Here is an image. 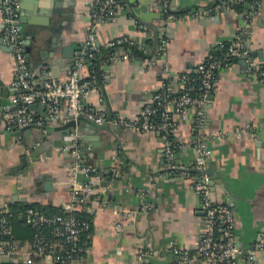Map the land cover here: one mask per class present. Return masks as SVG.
<instances>
[{
	"label": "crops",
	"instance_id": "0c3cea01",
	"mask_svg": "<svg viewBox=\"0 0 264 264\" xmlns=\"http://www.w3.org/2000/svg\"><path fill=\"white\" fill-rule=\"evenodd\" d=\"M17 1V46L26 68L38 85L64 80L71 58L86 38L87 12L94 0ZM260 1L247 38L253 75L246 74L243 58H230L222 65L201 129L209 151L204 169L211 170L206 176L208 195L227 205L234 218V242L245 248L237 264H264V82L260 80L264 0ZM119 5L112 20L95 28L97 52L84 57L81 76L94 80L81 100L78 122L72 126L61 120L47 122L44 107L36 102L28 110L39 123L17 127L1 116L13 107L9 97L19 92L13 84L16 61L3 36L0 0V209L12 216L16 245L25 247L23 254L16 248L9 256L0 255V264H22L25 255L31 264H51L31 254L22 213L33 207L54 215L69 202L66 180L73 145L81 165L94 168L87 176L78 174L80 181L89 180L91 194L72 208L77 217L92 222L80 237L84 250L79 264H175L170 247L195 248L202 214L201 193L194 189L199 172L191 146L192 114H170L175 125L170 138L158 131L118 128L109 121L114 117L133 121L152 94L179 92L174 77L190 73L208 49L229 43L240 28L241 15L213 11L210 0H120ZM162 8L173 15L171 20H164ZM161 36L166 45L156 54ZM122 37L130 42L107 45ZM110 54H126L128 59L109 61ZM99 114L105 118L102 124L91 119ZM234 128L243 130L239 138L208 137ZM115 218H121L118 232L112 227Z\"/></svg>",
	"mask_w": 264,
	"mask_h": 264
},
{
	"label": "built area",
	"instance_id": "2783aa9c",
	"mask_svg": "<svg viewBox=\"0 0 264 264\" xmlns=\"http://www.w3.org/2000/svg\"><path fill=\"white\" fill-rule=\"evenodd\" d=\"M212 10L225 9L241 15L240 28L231 37L229 43L220 44L215 49H208L204 56L195 64L190 73H180L174 77V82L180 87L179 92L172 90L169 93L161 90L152 94L139 110L138 117L133 121L114 117L110 125L138 131H158L164 137L170 138L174 134L175 125L170 119V114L186 117L192 114V147L195 150V167L199 177L194 182V189L200 191V211L202 214V227L198 241L192 251H178L170 247L175 264H237L236 258L243 253L245 248L239 247L234 242V218L226 204L211 200L207 192V177L205 166L208 150L203 143L204 137L201 129L204 123L205 109L209 101L213 82L222 65L230 58H243L246 62L245 72L253 75L249 66L250 48L247 42L248 28L257 16L260 0H210ZM120 0H94L93 8L87 12L88 31L86 38L80 45V51L72 61L71 70L64 80L44 81L35 83V77L26 68L24 58L19 53L17 39L19 33L18 1L1 0V12L4 24V38L10 44L11 52L16 61L14 86L17 94L9 97L13 105L5 110L1 116L7 123L17 127H24L34 122L29 113V106L39 103L44 107L47 122L54 120L68 121L76 118L82 109L81 100L90 92L93 85V76L84 79L81 76L84 57L91 58L97 49L94 44V31L99 24L113 19L115 12L120 8ZM242 8V11H240ZM164 20H171L173 15L163 8ZM239 10V11H238ZM156 47L159 54L166 45V38L161 36ZM130 42L122 37L110 41L108 46ZM127 60L123 54L117 57L109 56V61L116 59ZM45 72V69L41 70ZM46 73V72H45ZM260 80L264 82V71L260 73ZM92 121L102 124L105 118L99 114L91 117ZM107 122V121H106ZM251 127L245 126L246 130ZM243 130L234 128L228 133L215 132L208 137L221 139L230 135L239 138ZM208 138V139H209ZM72 160L67 171V185L69 186V202L62 206V213L47 215L35 208L27 207L23 210L22 218L31 230V239L27 245L31 254L46 259L51 264H79L83 258V245L80 243L82 234L88 232L92 222L89 218H80L72 214L74 204L84 202L91 194L89 180L80 181L77 177L81 173L87 176L94 168L81 165V156L76 145L70 151ZM114 231L122 228L121 218H115L112 225ZM260 247V242L255 245ZM23 254L24 246L16 245L12 238V228L7 218V212L0 209V255L9 256L15 249ZM22 264H31L30 257L25 255Z\"/></svg>",
	"mask_w": 264,
	"mask_h": 264
},
{
	"label": "trees",
	"instance_id": "16d2710c",
	"mask_svg": "<svg viewBox=\"0 0 264 264\" xmlns=\"http://www.w3.org/2000/svg\"><path fill=\"white\" fill-rule=\"evenodd\" d=\"M239 11V10H238ZM240 11H242V8H240ZM27 208V207H26ZM33 208V207H32ZM25 209V208H24ZM60 213H62V211L60 212ZM60 213H57V214H60ZM72 214L74 215V216H76L77 217V215L76 214H74V212H72ZM12 216H9V213L7 214V218H8V221H9V223H10V225H11V228H12V233H13V227H12V225H13V221H12V218H11ZM86 217V216H85ZM80 218H84V217H80ZM21 222H22V224H23V226H24V229H26L27 230V232H28V235H27V239H28V241L31 239V235H32V230L26 225V224H24L23 223V220H21ZM82 236H83V234H82ZM81 236V237H82Z\"/></svg>",
	"mask_w": 264,
	"mask_h": 264
},
{
	"label": "water",
	"instance_id": "95a60500",
	"mask_svg": "<svg viewBox=\"0 0 264 264\" xmlns=\"http://www.w3.org/2000/svg\"><path fill=\"white\" fill-rule=\"evenodd\" d=\"M22 31V29L20 28V32ZM80 50H78V52H79ZM78 52L76 53V55H78ZM72 61H73V58H71V63H70V65H71V67H72ZM85 63V62H84ZM53 72L55 71L54 69L52 70ZM31 106V105H30ZM78 122V119L76 118L75 119V121L74 120H72V119H69V121H67L66 122V124H65V126L66 125H70V126H72L73 124H76ZM26 127V126H25ZM205 174H206V176L208 175V176H210L211 175V170H210V168H207L206 170H205Z\"/></svg>",
	"mask_w": 264,
	"mask_h": 264
}]
</instances>
